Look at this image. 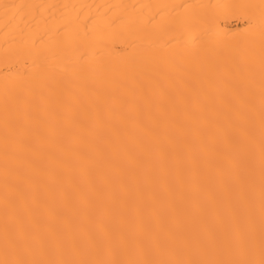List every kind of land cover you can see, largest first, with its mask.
<instances>
[{"label": "bare ground", "instance_id": "1", "mask_svg": "<svg viewBox=\"0 0 264 264\" xmlns=\"http://www.w3.org/2000/svg\"><path fill=\"white\" fill-rule=\"evenodd\" d=\"M0 264H264V0H0Z\"/></svg>", "mask_w": 264, "mask_h": 264}]
</instances>
